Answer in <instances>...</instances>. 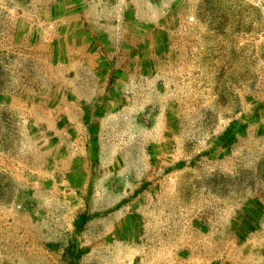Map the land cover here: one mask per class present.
Returning <instances> with one entry per match:
<instances>
[{"label":"rangeland","instance_id":"1","mask_svg":"<svg viewBox=\"0 0 264 264\" xmlns=\"http://www.w3.org/2000/svg\"><path fill=\"white\" fill-rule=\"evenodd\" d=\"M3 248L264 264V0H0Z\"/></svg>","mask_w":264,"mask_h":264},{"label":"crops","instance_id":"2","mask_svg":"<svg viewBox=\"0 0 264 264\" xmlns=\"http://www.w3.org/2000/svg\"><path fill=\"white\" fill-rule=\"evenodd\" d=\"M51 198H48V197H40V205H43V206H46V205H51L52 201ZM90 225L93 226L92 224V221H90ZM49 225L48 223H45L43 224L42 227H40V230H44L46 228H48ZM85 229H87V225L85 226ZM41 232V231H40ZM50 264V262H46V260H41V261H32V260H29V261H9L7 260V257H6V251L5 249L3 248L2 251H0V264Z\"/></svg>","mask_w":264,"mask_h":264},{"label":"built area","instance_id":"3","mask_svg":"<svg viewBox=\"0 0 264 264\" xmlns=\"http://www.w3.org/2000/svg\"><path fill=\"white\" fill-rule=\"evenodd\" d=\"M190 21H193V19H191Z\"/></svg>","mask_w":264,"mask_h":264}]
</instances>
